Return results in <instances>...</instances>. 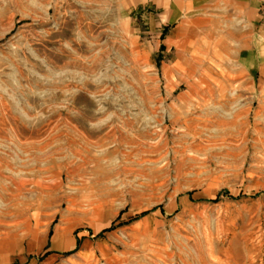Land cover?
<instances>
[{
  "label": "rangeland",
  "instance_id": "1",
  "mask_svg": "<svg viewBox=\"0 0 264 264\" xmlns=\"http://www.w3.org/2000/svg\"><path fill=\"white\" fill-rule=\"evenodd\" d=\"M140 1L0 0V264H264V12Z\"/></svg>",
  "mask_w": 264,
  "mask_h": 264
},
{
  "label": "crops",
  "instance_id": "2",
  "mask_svg": "<svg viewBox=\"0 0 264 264\" xmlns=\"http://www.w3.org/2000/svg\"><path fill=\"white\" fill-rule=\"evenodd\" d=\"M137 5L143 8L149 6L152 11L151 14L155 12L158 18L162 20V24H160L162 26L172 27L175 24L176 28H180L179 24L181 23L188 26L189 47L190 35L196 34V30L200 31L197 27L200 28L203 23L208 21L212 22L209 19H204L206 15H215L216 17L221 15L222 23L234 24V31L240 30L242 28L241 23H243L242 29H254L253 37L256 38V21L264 12V0H141ZM215 24L218 26L217 22ZM232 39L240 40L237 41L238 44L242 42L240 34L234 33ZM251 43L250 41L244 44L245 48L240 51L238 60L241 67L249 72V75L255 76L259 69V47L249 46L248 48L247 45H251Z\"/></svg>",
  "mask_w": 264,
  "mask_h": 264
}]
</instances>
